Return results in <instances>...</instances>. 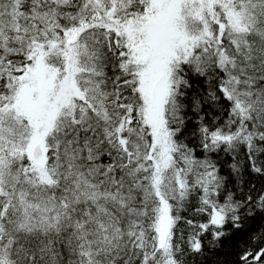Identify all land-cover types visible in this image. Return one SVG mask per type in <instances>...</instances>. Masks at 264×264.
<instances>
[{
  "label": "snow or ice",
  "instance_id": "snow-or-ice-1",
  "mask_svg": "<svg viewBox=\"0 0 264 264\" xmlns=\"http://www.w3.org/2000/svg\"><path fill=\"white\" fill-rule=\"evenodd\" d=\"M0 264H264V0H0Z\"/></svg>",
  "mask_w": 264,
  "mask_h": 264
}]
</instances>
